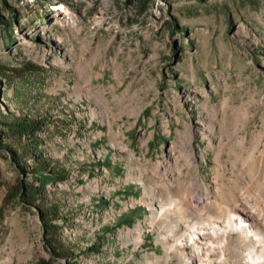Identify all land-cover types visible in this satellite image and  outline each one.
I'll return each mask as SVG.
<instances>
[{"label":"rangeland","instance_id":"1","mask_svg":"<svg viewBox=\"0 0 264 264\" xmlns=\"http://www.w3.org/2000/svg\"><path fill=\"white\" fill-rule=\"evenodd\" d=\"M139 4L0 0V264H197L183 187L264 224V0Z\"/></svg>","mask_w":264,"mask_h":264},{"label":"bare ground","instance_id":"2","mask_svg":"<svg viewBox=\"0 0 264 264\" xmlns=\"http://www.w3.org/2000/svg\"><path fill=\"white\" fill-rule=\"evenodd\" d=\"M178 191L182 195V200L177 199L171 204L182 205L184 199L191 198L198 209H209L213 212L211 218L198 217L197 221L184 232L187 240H191V244L199 250L194 257L197 264H203L218 256L221 258L220 263L227 264L222 258L223 243L229 235L228 231H236L245 238L247 254L240 264H264V224L261 225L250 217L243 218L233 208L221 207L216 197L205 193L201 188L193 193L188 187L179 188Z\"/></svg>","mask_w":264,"mask_h":264},{"label":"trees","instance_id":"3","mask_svg":"<svg viewBox=\"0 0 264 264\" xmlns=\"http://www.w3.org/2000/svg\"><path fill=\"white\" fill-rule=\"evenodd\" d=\"M127 3H133L135 2L136 0H126ZM154 0H137V2H139V9H143L145 7V5L148 3V2H153Z\"/></svg>","mask_w":264,"mask_h":264}]
</instances>
